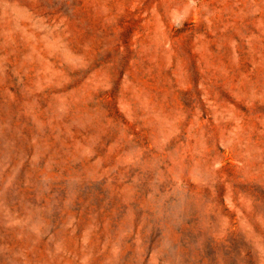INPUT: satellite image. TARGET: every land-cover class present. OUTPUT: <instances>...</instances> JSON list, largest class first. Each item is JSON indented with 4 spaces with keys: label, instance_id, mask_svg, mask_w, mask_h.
<instances>
[{
    "label": "rangeland",
    "instance_id": "obj_1",
    "mask_svg": "<svg viewBox=\"0 0 264 264\" xmlns=\"http://www.w3.org/2000/svg\"><path fill=\"white\" fill-rule=\"evenodd\" d=\"M0 264H264V0H0Z\"/></svg>",
    "mask_w": 264,
    "mask_h": 264
}]
</instances>
